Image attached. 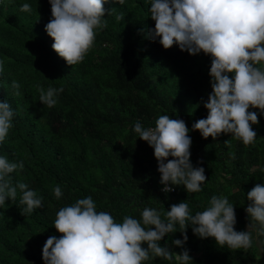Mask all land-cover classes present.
Instances as JSON below:
<instances>
[{
    "label": "trees",
    "instance_id": "1",
    "mask_svg": "<svg viewBox=\"0 0 264 264\" xmlns=\"http://www.w3.org/2000/svg\"><path fill=\"white\" fill-rule=\"evenodd\" d=\"M26 0H5L0 5V100L15 110L14 127L0 154L23 160L13 183L23 181L42 196L44 207L23 215L16 200L0 207V264H44L42 249L47 239L62 235L54 227L60 208L91 195L98 211H108L122 222L125 215L140 217L145 207L170 210L186 201L195 213L207 206L212 195L228 196L235 204L237 231H246L247 193L264 183V115L253 125L257 140L252 145L221 134L203 138L192 125L206 118L204 104L212 92L211 57L190 55L178 46L165 49L159 38L147 36L155 28L149 0H109L105 4L107 27L100 30L85 56L68 65L52 49L45 28L52 18L49 0H27L31 13L21 11ZM21 84L14 94L12 81ZM63 88L54 107L39 101L36 85ZM160 115L183 119L191 130V161L205 168L207 180L201 192L175 186V193L161 191L154 150L132 130L135 121L155 126ZM235 153V158L232 157ZM171 159V157L169 158ZM63 196L57 199L55 186ZM177 232L161 245L170 252L184 249L171 242L183 239ZM184 248L194 264H264V252L218 246L187 229ZM144 247H147L145 244ZM256 250V249H255ZM146 264H170L156 258Z\"/></svg>",
    "mask_w": 264,
    "mask_h": 264
},
{
    "label": "clouds",
    "instance_id": "2",
    "mask_svg": "<svg viewBox=\"0 0 264 264\" xmlns=\"http://www.w3.org/2000/svg\"><path fill=\"white\" fill-rule=\"evenodd\" d=\"M11 2V0H9ZM121 4L123 0H118ZM5 0H0L3 5ZM52 18L46 32L54 41L52 49L68 65L85 59L94 45L97 33L107 27L104 5L109 0H49ZM150 17L155 28L147 36L159 38L165 49L174 45L190 55L203 52L211 57L212 92L204 104L206 118L197 120L191 130L202 137L215 140L221 134H231L244 145L257 140L253 125L264 115V0H149ZM21 11L31 13V3L24 2ZM0 60V77L4 75ZM15 95L21 84L12 81ZM39 101L54 107L63 88L37 84ZM15 110L8 100H0V145L14 127ZM132 130L139 139L154 150L161 191L175 193V186L187 192H201L207 180L205 168L191 161V131L183 119L160 115L155 126H144L137 120ZM235 158V153L231 154ZM171 157V159H169ZM158 164V166H157ZM23 160H11L0 154V207L16 200L24 205L23 215L44 207L43 197L23 181L13 183L11 174L22 171ZM264 171V165H258ZM57 199L63 196L62 187L54 188ZM248 214L246 231H237L235 204L228 196L212 195L202 211L193 213L190 204H172L170 210L145 207L140 217L125 215L117 222L108 211H98L91 195L59 209L54 221L59 237L50 236L42 249L44 264H146L162 258L170 264H194L184 248L190 226L202 239L213 238L220 247L248 251L257 248L264 252V183L256 184L246 197ZM183 239L171 243L183 248L170 252L161 240L177 232ZM147 247H144V245Z\"/></svg>",
    "mask_w": 264,
    "mask_h": 264
},
{
    "label": "crops",
    "instance_id": "3",
    "mask_svg": "<svg viewBox=\"0 0 264 264\" xmlns=\"http://www.w3.org/2000/svg\"><path fill=\"white\" fill-rule=\"evenodd\" d=\"M256 249V250H255ZM254 251H256L257 256L261 255L257 248H254Z\"/></svg>",
    "mask_w": 264,
    "mask_h": 264
},
{
    "label": "built area",
    "instance_id": "4",
    "mask_svg": "<svg viewBox=\"0 0 264 264\" xmlns=\"http://www.w3.org/2000/svg\"><path fill=\"white\" fill-rule=\"evenodd\" d=\"M157 166H158V164H157ZM163 188V187H162ZM162 192H164V191H162ZM170 192H174V190L173 191H170ZM170 192H167V193H170ZM164 193H166V192H164Z\"/></svg>",
    "mask_w": 264,
    "mask_h": 264
},
{
    "label": "rangeland",
    "instance_id": "5",
    "mask_svg": "<svg viewBox=\"0 0 264 264\" xmlns=\"http://www.w3.org/2000/svg\"><path fill=\"white\" fill-rule=\"evenodd\" d=\"M255 255H257V254L255 253Z\"/></svg>",
    "mask_w": 264,
    "mask_h": 264
}]
</instances>
